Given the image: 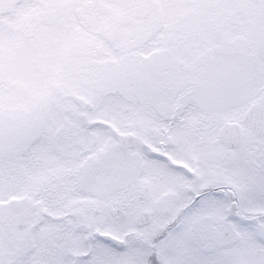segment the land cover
Returning a JSON list of instances; mask_svg holds the SVG:
<instances>
[{
	"label": "snow or ice",
	"instance_id": "6c2138e0",
	"mask_svg": "<svg viewBox=\"0 0 264 264\" xmlns=\"http://www.w3.org/2000/svg\"><path fill=\"white\" fill-rule=\"evenodd\" d=\"M0 264H264V0H0Z\"/></svg>",
	"mask_w": 264,
	"mask_h": 264
}]
</instances>
